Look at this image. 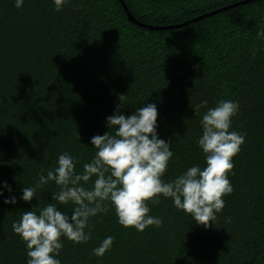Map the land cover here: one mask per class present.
<instances>
[{
    "label": "trees",
    "instance_id": "obj_1",
    "mask_svg": "<svg viewBox=\"0 0 264 264\" xmlns=\"http://www.w3.org/2000/svg\"><path fill=\"white\" fill-rule=\"evenodd\" d=\"M122 1L136 22L120 0H69L59 12L52 0H24L19 9L0 0V181L17 197L15 205L3 202L7 190L0 197V264H26L12 222L54 202L58 190L49 182L27 203L21 188L62 152L78 157L82 171L119 94H127L125 115L156 104L158 137L173 151L165 181L204 166L196 139L206 109L238 102L229 131L244 143L228 176L233 191L208 228L163 196L148 202L162 224L143 232L119 225L110 208L90 218L87 243L61 238V264H264V0ZM201 100L208 104L197 109ZM58 207L70 214L72 205ZM108 235L111 250L92 255Z\"/></svg>",
    "mask_w": 264,
    "mask_h": 264
},
{
    "label": "clouds",
    "instance_id": "obj_2",
    "mask_svg": "<svg viewBox=\"0 0 264 264\" xmlns=\"http://www.w3.org/2000/svg\"><path fill=\"white\" fill-rule=\"evenodd\" d=\"M24 0H14L19 9ZM69 0H52L54 10L59 12ZM264 39V32L257 33ZM264 51V45L258 49ZM257 49L252 50L255 55ZM127 94H119L111 115L105 117L108 129L103 135L90 138L95 149L91 159L76 170L78 157L62 152L56 157L55 166L38 174L31 186H23L19 199L31 203L37 189L49 182L57 186L51 200L43 207L34 206L21 213L11 228L26 251V264H61L62 237L74 244L87 243L91 239L89 220L97 214L114 210L117 223L124 228L143 232L148 226L159 227L162 220L150 215L148 202L158 203L161 196L171 199L173 206L191 217L198 226L208 228L214 224L216 213L221 212L223 196L232 193L228 179L233 168V157L239 153L244 136L229 131L232 117L239 111L238 102L225 99L217 101L202 114L199 125L201 134L196 145L201 150L204 166L188 167L175 178L165 181L162 177L173 157L172 143L159 138L157 133V106L143 104L129 115L120 110L126 105ZM208 104L201 100L199 107ZM87 146V145H85ZM4 190L10 194L4 197ZM12 187L0 181V197L5 204L17 203L11 195ZM59 205H72L65 213ZM114 237L105 236L91 253L103 257L110 251Z\"/></svg>",
    "mask_w": 264,
    "mask_h": 264
},
{
    "label": "water",
    "instance_id": "obj_3",
    "mask_svg": "<svg viewBox=\"0 0 264 264\" xmlns=\"http://www.w3.org/2000/svg\"><path fill=\"white\" fill-rule=\"evenodd\" d=\"M120 2H121L122 6H123V8H124V10H125V12H126V14H127V18H128V20L131 21V22H136V21L134 20V18L132 17V15L130 14V12L128 11L127 7L124 5L123 1L120 0ZM175 27H177V26H175Z\"/></svg>",
    "mask_w": 264,
    "mask_h": 264
}]
</instances>
